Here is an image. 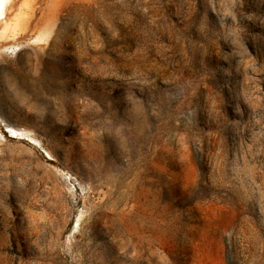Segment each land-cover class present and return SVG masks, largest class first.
Here are the masks:
<instances>
[{"label":"rangeland","instance_id":"obj_1","mask_svg":"<svg viewBox=\"0 0 264 264\" xmlns=\"http://www.w3.org/2000/svg\"><path fill=\"white\" fill-rule=\"evenodd\" d=\"M0 264H264V0H10Z\"/></svg>","mask_w":264,"mask_h":264},{"label":"bare ground","instance_id":"obj_2","mask_svg":"<svg viewBox=\"0 0 264 264\" xmlns=\"http://www.w3.org/2000/svg\"><path fill=\"white\" fill-rule=\"evenodd\" d=\"M9 2L10 0H0V19L5 17V12ZM7 130L16 137L19 136L18 134H23L24 132H26V130L22 128H15L9 125L7 126Z\"/></svg>","mask_w":264,"mask_h":264}]
</instances>
